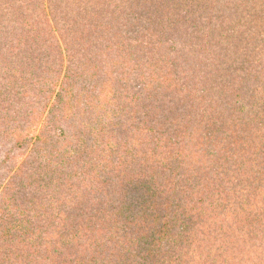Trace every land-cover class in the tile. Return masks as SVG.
Masks as SVG:
<instances>
[{
    "label": "trees",
    "instance_id": "obj_1",
    "mask_svg": "<svg viewBox=\"0 0 264 264\" xmlns=\"http://www.w3.org/2000/svg\"><path fill=\"white\" fill-rule=\"evenodd\" d=\"M1 12L0 264H264V0Z\"/></svg>",
    "mask_w": 264,
    "mask_h": 264
},
{
    "label": "rangeland",
    "instance_id": "obj_2",
    "mask_svg": "<svg viewBox=\"0 0 264 264\" xmlns=\"http://www.w3.org/2000/svg\"><path fill=\"white\" fill-rule=\"evenodd\" d=\"M29 12L32 14V13H33V12H32V9H31ZM9 13H10L9 16H8L9 19H14L13 17H15V16H14L15 12H14L13 10H11ZM0 14H3V13L1 12ZM198 18H199V16L195 18V21H196L197 23H200ZM33 19H34V16H33ZM204 24H205V23H204ZM10 26H12V23H10ZM0 29L5 30V31H7V32L10 31V27H6V26L0 27ZM0 31H1V30H0ZM205 44H207V43H205Z\"/></svg>",
    "mask_w": 264,
    "mask_h": 264
}]
</instances>
